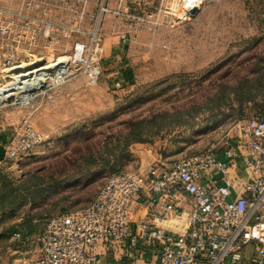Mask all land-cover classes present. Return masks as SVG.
<instances>
[{"label": "rangeland", "instance_id": "374dc122", "mask_svg": "<svg viewBox=\"0 0 264 264\" xmlns=\"http://www.w3.org/2000/svg\"><path fill=\"white\" fill-rule=\"evenodd\" d=\"M109 4L131 7L129 0ZM69 5L49 15L52 46L41 40L32 62L67 60L76 41L92 42L87 29L97 3L88 0L80 19ZM158 7H135L153 11L157 23H142L127 46L118 31L95 42L102 49L97 84L74 68V77L29 104H12L15 90L0 99V139L15 136L25 122L44 135L30 151L0 164V264L34 252L49 219L88 206L114 171L168 165L210 147L220 151L240 120L264 116V0H198L186 16L174 0H166L161 13ZM77 23L83 33L70 27ZM104 37L124 48L113 52L107 45L106 51ZM18 55L28 60L26 50ZM1 62L0 89L33 68L6 69ZM23 80L19 92L34 84L29 76Z\"/></svg>", "mask_w": 264, "mask_h": 264}, {"label": "built area", "instance_id": "2783aa9c", "mask_svg": "<svg viewBox=\"0 0 264 264\" xmlns=\"http://www.w3.org/2000/svg\"><path fill=\"white\" fill-rule=\"evenodd\" d=\"M18 1L15 7L0 5L1 64L6 69L26 65L35 72L32 90H15L12 104H29L62 86L76 75L74 68L97 84L101 48L95 42L104 36L107 14L121 22L123 43L131 41L142 23H157L153 11L137 12L121 4L112 8L109 0H97L87 29L94 35L92 42L76 41L67 60L32 62L41 40L52 46L55 22L49 19L48 0ZM57 1L53 6L71 4L75 18L85 15L88 0ZM165 1H159L158 13ZM174 2L184 16L198 5V0ZM70 27L85 31L78 23ZM21 50L27 51L29 61L19 60ZM43 140V133L25 122L15 136L0 139V164ZM158 218L179 222L185 229L158 225ZM13 236L22 238L21 232ZM7 264H264V116L240 120L220 151L210 147L168 165L110 174L88 206L50 218L35 251Z\"/></svg>", "mask_w": 264, "mask_h": 264}, {"label": "crops", "instance_id": "0c3cea01", "mask_svg": "<svg viewBox=\"0 0 264 264\" xmlns=\"http://www.w3.org/2000/svg\"><path fill=\"white\" fill-rule=\"evenodd\" d=\"M110 1H111L112 4H114V0H110ZM48 2H49V10H48V13L51 16L52 15L51 13H53V11L56 8L55 6H53V3H56L57 4L60 1H57V0H48ZM158 2H159V0H129V4L131 6L130 8H135V7H137L138 4H149V5L152 4V5H154V4H158ZM93 3L96 4L97 3V0H93ZM18 4H19V1L18 0H0V5H2V6L9 5V6L15 7ZM122 5H126L125 1L122 3ZM37 6L40 8L41 7V4H39ZM43 6H45V5H43ZM95 12H96V5H95V11H93L92 14H94ZM117 23H118V21H117V19H116L115 16H113V15L106 16L105 19H104V24H103V34H104V36H113L114 34H117V31L120 32V30L122 29V27H121V25H119V23L117 25ZM120 43L123 44L124 46H127L130 43V41L129 42H126V43H123L120 40ZM103 44H104V46L106 48V51H108V49H109V51L112 50L113 52H115V51H118L117 50L118 48H124L123 45H122L123 47L118 46L117 45L118 42H116V39L113 38V37H107V38L104 37ZM107 45H109L108 49H107ZM105 48H103V51H104ZM238 162H239V165L241 167L243 163L241 162L240 159L238 160ZM225 185H226V183L223 182V186H225ZM155 223L158 224V225H161V226H167L166 225V221H164L162 219H159V218L155 220ZM251 249H252V245H249L247 247V252L251 251Z\"/></svg>", "mask_w": 264, "mask_h": 264}, {"label": "bare ground", "instance_id": "6f19581e", "mask_svg": "<svg viewBox=\"0 0 264 264\" xmlns=\"http://www.w3.org/2000/svg\"><path fill=\"white\" fill-rule=\"evenodd\" d=\"M23 67L22 68H24L25 66L24 65H22ZM19 68V67H18ZM33 71H24V72H22V73H20V74H18V75H16V76H14L13 77V81H12V83H10V84H8L6 87H4L3 89H0V99H2V98H4V97H12L13 95H14V92H13V90H16L18 87H20L21 86V84H23V83H25L26 81L25 80H23L24 78H26V77H31L33 74ZM20 85V86H19ZM32 85H28V84H26L25 85V88H27L28 90H29V88L31 87ZM25 90V89H24ZM20 92H21V90H20ZM0 103H2V101L0 100ZM166 225L167 226H173V224H171V223H168V222H166ZM173 228H175L176 229V227L174 226Z\"/></svg>", "mask_w": 264, "mask_h": 264}, {"label": "trees", "instance_id": "16d2710c", "mask_svg": "<svg viewBox=\"0 0 264 264\" xmlns=\"http://www.w3.org/2000/svg\"><path fill=\"white\" fill-rule=\"evenodd\" d=\"M119 170H122V169H118V170L114 171L113 173H115V172H117V171H119Z\"/></svg>", "mask_w": 264, "mask_h": 264}, {"label": "water", "instance_id": "95a60500", "mask_svg": "<svg viewBox=\"0 0 264 264\" xmlns=\"http://www.w3.org/2000/svg\"><path fill=\"white\" fill-rule=\"evenodd\" d=\"M194 11V10H193ZM32 90V88H29V91H31Z\"/></svg>", "mask_w": 264, "mask_h": 264}]
</instances>
